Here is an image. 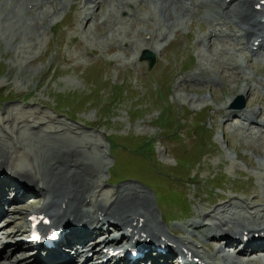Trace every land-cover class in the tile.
<instances>
[{"label": "rangeland", "instance_id": "rangeland-1", "mask_svg": "<svg viewBox=\"0 0 264 264\" xmlns=\"http://www.w3.org/2000/svg\"><path fill=\"white\" fill-rule=\"evenodd\" d=\"M0 1L4 2V0ZM111 1L113 3L115 0ZM148 1L156 2L155 0ZM109 2L110 0H102V4L97 6L95 12H93L94 16L97 14V27H92L94 29L93 34L86 33L87 29L81 28L80 24L76 23L75 15L79 11L73 12L67 17L71 13L70 9H67L63 14H54L55 16L53 15L54 17L47 19L43 25H33L34 28L40 29L37 31L31 29L29 37H18L13 43L8 41L7 36L4 37L0 30V128L3 127L13 131L17 129L16 124H30L37 129L38 126H43L40 124L45 123L48 127L43 128V131L48 128L58 129L61 134L66 133L68 138L72 137L71 140L67 141L71 145L75 144L81 134H87L86 136L89 139L99 141L104 145L107 152L109 169L107 167L105 171L107 175L104 176V180L109 191L129 184L141 185L134 180L119 183L118 186H113L111 183L114 177L119 178V175H115L117 172L124 171L125 174L135 173L138 175L143 173L146 162H141L136 157L129 156L134 154L130 153L133 150L128 149L141 144L142 138H157L155 140L156 156H154V162L161 167L160 169L172 171L171 169L179 167L178 159L175 157L176 148L174 145L169 146L173 140H170V137L161 136V131L166 130L163 129L164 126L160 127L158 124L164 104L144 103L148 100L153 101V95L166 89V84L170 83V101L168 100V103L172 107L171 112L176 114L178 118L182 119L186 110L198 113L206 105L211 106L213 109L209 111L204 108L200 118L206 122L207 127L210 126L211 133L214 134L215 147L208 153L209 155L206 158L200 159L196 168L193 166L189 170L187 178L192 179L195 177L194 182L190 183L188 179V181L185 180L181 183V187L190 198L192 213L203 212L201 209H205L214 200L217 201L219 197L232 198L238 196V201H240L242 197H245L244 191L246 189V193L249 190H257L261 196V192L264 190V180H262V177H264V152L262 151L264 150L257 149V145H253L249 141L241 140L231 130L228 132H225L223 128L215 130L210 117L217 108L219 109H217L213 119L216 115L222 116V111L225 108L221 107H225V104L228 106L233 96L241 95L240 90L246 85L252 88V97H245L246 105L249 106L254 101H257L256 104L262 102L264 56L251 61L249 67L245 69L244 78L240 79L238 85L235 82L230 83L228 87H232V89L227 92L218 93L216 96L214 90L211 95V91L204 88L201 95L207 101L199 103L202 100L201 95L194 97L195 91H193V88L187 90L182 86L186 75H193V73L185 74L191 70L192 60L194 61V70L199 66H203L209 71L221 72L223 69L220 62L227 59L225 64L222 63L224 66L227 64L225 67L233 64L239 65V63L244 64V60L251 56L250 51H243L240 47H235L232 56H219V54L229 55L231 50H227L226 47L228 46L224 44H222L224 48H220L219 52H215L210 48L205 41L210 31L207 23L199 21L198 18L189 21L184 16L179 17L180 10H171L167 0V4H163V2L160 4V9L158 4L151 9L149 3H143L141 9L144 11L137 12L136 16L130 20L127 15L128 8L124 7L128 2H135V6L140 9V0H126L123 5L116 8L119 11L116 17L107 15L110 9H113L110 5L111 2ZM25 5L21 4L20 7L26 8ZM59 6L60 3L57 2L55 13L58 8L60 10ZM68 6H70V2L64 9ZM82 6H84V3L79 7L80 17L77 22L82 20ZM164 6H167V8L165 7L164 13H161L160 10ZM24 8L22 9L24 10ZM19 11L21 12V9ZM168 11H173L172 17ZM209 11H211V8L207 6L200 12L206 13ZM1 13L5 14L3 10L0 11ZM99 15L107 20L106 24L103 23L105 25L103 27L100 26L101 19H98ZM3 21L4 19L0 23ZM26 21L29 25H32L31 18H27ZM91 26H88V28H91ZM92 29H88V32H91ZM164 35H166L165 38ZM135 37H139L151 46L154 45L157 49L158 64L152 71L148 70L146 63L140 62L142 50L137 49L139 44L129 46L128 43H125L132 42V40L136 42ZM146 37H150V39L152 37L151 41L148 42ZM159 37L161 39L158 41ZM112 38L115 41L118 39L119 42H122L123 39L126 41L123 42L124 45L118 44L117 49L113 50L115 42L111 41L113 43L111 44L109 41ZM162 38L165 41H162ZM23 39L25 40L19 45ZM229 42L233 44L232 41ZM228 49L230 48L228 47ZM103 74H105L107 81H113L115 84L121 83L123 92L126 93L127 90L128 95L126 97H114L110 102L107 101L108 98L91 97L90 100L92 101L88 102L94 104H80L78 99L88 95L90 90H94L95 94L104 88L102 83L99 85L100 77ZM187 86L193 85L188 83ZM236 86L237 90L233 88ZM194 88L198 87L194 86ZM109 90L107 89V91ZM229 92L230 96H228ZM234 93L235 95H233ZM103 96H107L105 92ZM189 96L192 97L190 100H188ZM211 96L215 101L221 102L223 100V102L217 104ZM3 97L10 100L3 103ZM60 97L64 104H59ZM73 97H75L74 102L81 105V109L71 107L72 104L69 102H73ZM138 97L141 99L140 101H138ZM195 98L200 99L195 100ZM195 101L196 103H192ZM104 103H107L108 106L102 111L101 107ZM254 106L253 109H255ZM136 107H142V109L137 110ZM258 107L264 110V105L258 104ZM27 118L31 119V122L24 123ZM262 118L260 116L255 119L261 120ZM8 119L11 123L7 122ZM73 119L75 120L73 121ZM189 126V130H191L192 125L189 124ZM18 129L21 137H24L22 139L26 140L25 134L29 132H26L22 126ZM10 131H8V136L12 134ZM225 134L230 142V147L225 143L227 141ZM61 136L65 142L64 135ZM109 140H114L116 146H119L117 149L112 147L111 153ZM7 144L12 146L8 139L5 140V145ZM181 145L189 149L190 153H195L197 144L192 141L189 135L185 136V143ZM28 149L32 148L29 147ZM217 152L219 153L217 154ZM11 155H13L12 152ZM115 160H117L116 163ZM249 161L253 164H249ZM32 163L40 168L35 159L32 160ZM148 163L151 165L149 161ZM27 164L30 165L29 157L20 149H17L15 156L13 158L11 156V165L20 168L28 167ZM9 174L7 175L9 176ZM144 175L145 177L138 176V178L140 177L142 180L149 178L147 173ZM216 175L220 178L221 176L225 177L227 180L225 192L194 190V186L203 187L205 182H210ZM233 184L235 185L233 186ZM249 185L251 187H248ZM213 193L218 194V196L214 198ZM32 196L25 197L24 201L20 202L19 206L25 210L23 215L13 214L7 218V221H10L11 224L6 229L10 231L18 229L19 226L14 221L17 218L21 219L20 222L24 221L28 211L42 205L39 198L33 199ZM201 199L203 200L202 206L200 204ZM228 200L231 201L232 199ZM232 203L234 202L232 201L228 205ZM16 252L19 253V251Z\"/></svg>", "mask_w": 264, "mask_h": 264}, {"label": "bare ground", "instance_id": "bare-ground-1", "mask_svg": "<svg viewBox=\"0 0 264 264\" xmlns=\"http://www.w3.org/2000/svg\"><path fill=\"white\" fill-rule=\"evenodd\" d=\"M81 1V5L84 3V6L81 8L83 15L79 23L86 28L90 22L94 21L95 23L93 11L101 2L98 0ZM125 1L115 0L113 6L119 8ZM158 1L160 4L168 3L171 10L179 9V17L185 16L189 20L195 17L207 19V15L200 11L206 5L211 6L214 12L208 17L211 30L207 38L210 48L215 52L220 50L216 47L217 43L228 46L225 38L233 39L246 48L260 47L264 51V22L262 21L264 19V4L261 3L263 0H207L208 2L205 0H167V3L166 0ZM57 2L60 3V10L58 8L57 11L62 12L66 5H69L70 0L0 1V11L5 12V14H0V21L4 19L0 23L3 36H7L8 41L12 43L18 37H29L30 30L36 29L33 25H43L55 14ZM134 3L128 2L124 8L133 10ZM21 4H26V8L20 7ZM79 5V3L75 4V6ZM258 6H260L259 10ZM165 7L167 8V6L161 8L162 13H164ZM168 12L170 16H173V11ZM129 15L132 14L129 13ZM27 18L32 19V25L27 23ZM125 43L130 44L131 41ZM144 46L145 49L153 50L147 43ZM226 49L231 50L232 48L226 47ZM263 55L259 53L253 56L262 57ZM222 63L225 64V61ZM225 66L223 71L216 75L209 71L204 73L205 68L200 66L195 75L190 77V81L210 89L211 94L214 90L211 86L213 84L223 86L235 82L238 85V81L244 78L241 66L234 64ZM225 70L232 71V74L226 75ZM188 81L185 78L182 86L187 90L193 88L197 96L201 95L202 90L187 86ZM241 94L251 96V87H244ZM198 99L200 98H195V100ZM256 102L250 103L249 112L255 116L264 115V110L253 109ZM222 113L220 117L223 119L236 114L232 107H226ZM7 122L10 120L8 119ZM25 122H31V119L27 118L24 120ZM16 125L17 129L13 131L0 128V176L5 175L1 172L6 169L16 176L13 177L14 179L19 178L22 189H26L25 186L29 187L32 184L34 190L37 189L39 193L44 192V196L41 197L42 205L32 209L28 217L44 215L49 218L52 223L51 228L60 231V237L55 243V248L46 249V254L38 257L35 251H29V246L21 245L16 238L21 232H24L25 226L17 219L16 224H20V228L15 232L6 231L5 228L11 224L10 221L6 222L3 228L0 227V264H85L86 258L88 259L90 255L94 260L92 264H106L107 260L111 258L117 259L115 264L122 262L124 264H144V262H147L145 264H180L179 257L175 258L176 253L178 256L183 255L184 263L182 264H264V240H255L256 235H264V199L260 198L256 190L254 193L249 192L251 194L250 203L243 199L242 204L228 205L232 200L224 199L212 213L207 212L204 215V220L210 219L217 222L215 226L189 223L170 227L162 223L158 215L160 212L163 214L164 212L159 207L158 213L154 195L144 187L131 184L121 186L113 191L107 189L104 176L107 167H109L108 157L106 151H103L104 146L99 141L89 139L87 134H81L75 144L71 145L67 141L72 137L68 138L66 133L61 134L55 128L43 131V128L48 127L45 123L40 124L43 126H38L37 129L30 124ZM252 125V123H244L242 128L249 131ZM20 126L29 132L25 134L26 140H23L24 137L20 135L18 129ZM256 126L261 128L257 140L264 145V119L257 122ZM8 131L12 132L10 136H8ZM61 135H64L65 142ZM7 139L12 146L5 145ZM29 147L34 151L28 149ZM17 149L29 157L30 165L27 164L28 167L15 168L11 165V156L12 158L15 156ZM10 150L13 155L9 152ZM33 159L39 163L40 168L32 163ZM24 181L29 183H24ZM12 186L14 185L10 181L0 178V225L8 213L5 207L7 203L9 201L17 202L20 197H23L17 195L16 198H12L14 193L9 194ZM228 201L229 203L226 204ZM220 206L222 209H217ZM8 211L21 215L24 209L17 207ZM204 220L200 215L196 218V223H202ZM107 225L112 226L109 230L115 228L121 232V235L110 234L109 230L104 229ZM97 235L102 239L100 246L94 240ZM144 236L151 239L149 246L153 241H156V249H166L167 253L154 255L145 248L142 251L143 256L135 261L110 255L112 250L120 249L127 239H139ZM228 236L234 247L238 243L242 246L238 256L209 253L212 252L210 245L213 237ZM192 237L197 240H193ZM4 239L11 241L5 243ZM75 243L81 246L76 252V259L71 257L72 252H69V248ZM222 247L219 246L218 249L220 250ZM13 248L19 249V253ZM251 250H258V253H263V255L252 258L248 256Z\"/></svg>", "mask_w": 264, "mask_h": 264}, {"label": "water", "instance_id": "water-1", "mask_svg": "<svg viewBox=\"0 0 264 264\" xmlns=\"http://www.w3.org/2000/svg\"><path fill=\"white\" fill-rule=\"evenodd\" d=\"M242 106H244V105H242Z\"/></svg>", "mask_w": 264, "mask_h": 264}]
</instances>
